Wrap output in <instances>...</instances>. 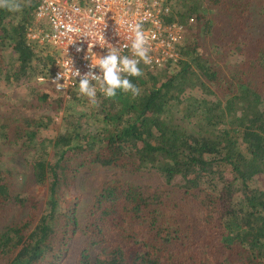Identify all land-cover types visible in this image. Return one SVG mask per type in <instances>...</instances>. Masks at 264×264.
I'll return each instance as SVG.
<instances>
[{
  "label": "trees",
  "instance_id": "obj_1",
  "mask_svg": "<svg viewBox=\"0 0 264 264\" xmlns=\"http://www.w3.org/2000/svg\"><path fill=\"white\" fill-rule=\"evenodd\" d=\"M37 4L0 0V72L63 130L0 94V264H264V0H177L180 60L95 104L36 82Z\"/></svg>",
  "mask_w": 264,
  "mask_h": 264
},
{
  "label": "built area",
  "instance_id": "obj_2",
  "mask_svg": "<svg viewBox=\"0 0 264 264\" xmlns=\"http://www.w3.org/2000/svg\"><path fill=\"white\" fill-rule=\"evenodd\" d=\"M34 24L27 28L29 43L49 45L58 52L49 80L36 77V82L49 84L53 89L67 92L76 87L67 63L72 71L81 74L89 71L88 51L102 55L106 49L100 47V33L104 39L116 45L128 43V24L139 22L150 49L151 63L140 67L146 71H158L173 66L180 60L179 46L182 44L184 28L178 22H167L176 18L174 8L177 0H37ZM96 44V45H93ZM93 47L91 48V46ZM80 51H77V49ZM130 55L129 49H123ZM90 54V51H89ZM69 59L70 61H67ZM95 71V69L93 70ZM64 77L57 87L52 81L58 73ZM78 83L79 77L75 78Z\"/></svg>",
  "mask_w": 264,
  "mask_h": 264
},
{
  "label": "clouds",
  "instance_id": "obj_3",
  "mask_svg": "<svg viewBox=\"0 0 264 264\" xmlns=\"http://www.w3.org/2000/svg\"><path fill=\"white\" fill-rule=\"evenodd\" d=\"M18 10V6H16ZM130 33L129 42L113 45L107 42L100 33L101 48L106 49L102 55L88 51L87 58L90 60L88 65L89 71L81 74L78 70L72 71L70 63L67 68L70 69L71 75L77 84L78 94L87 98V100L95 104L98 92L103 97L111 99L117 96L118 92L128 93L135 97L140 93V89L132 82L130 78H137L143 75L140 67L151 63L150 49L143 30V25L139 22L128 24ZM93 44V45H96ZM91 46V48L93 47ZM129 49L130 55L124 54L123 49ZM77 51H80L78 48ZM95 69V71H93ZM79 77L78 83L75 78ZM64 79L59 72L52 81L57 87H63L60 81Z\"/></svg>",
  "mask_w": 264,
  "mask_h": 264
},
{
  "label": "rangeland",
  "instance_id": "obj_4",
  "mask_svg": "<svg viewBox=\"0 0 264 264\" xmlns=\"http://www.w3.org/2000/svg\"><path fill=\"white\" fill-rule=\"evenodd\" d=\"M248 33L253 37L261 36L262 31H261L260 25L255 23V21L251 22L249 24ZM35 88H37V85ZM44 90L45 91L51 90V86L44 85ZM30 93L31 92L28 86L16 87L14 84H11V86L8 87L4 80V74L0 72V94H2L4 98L8 99L9 104L19 105L21 112L24 111L26 114L36 115L37 117L44 116V115L50 116L51 122L48 124L46 130L42 132V136L48 139H54L57 133L63 130V127L61 125L62 124L61 123L62 112L54 113L48 107H44L39 110H32V111L25 110V108H23L22 106L27 104L30 101ZM52 98L53 96H51V99ZM65 98H68V96ZM2 100L3 99L1 98L0 103L2 102ZM4 165L6 168L11 169L13 171H16V168H20L22 169V171H24L23 170L24 169L23 160L13 158L10 155H7L5 157Z\"/></svg>",
  "mask_w": 264,
  "mask_h": 264
}]
</instances>
